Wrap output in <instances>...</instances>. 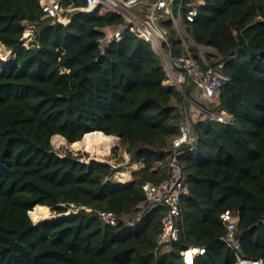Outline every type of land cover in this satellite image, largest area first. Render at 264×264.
Here are the masks:
<instances>
[{"label": "trees", "instance_id": "1", "mask_svg": "<svg viewBox=\"0 0 264 264\" xmlns=\"http://www.w3.org/2000/svg\"><path fill=\"white\" fill-rule=\"evenodd\" d=\"M43 16L39 0H0V46L11 54L0 65V264H181L189 246L205 249L194 264H234L220 241L225 210L238 217L240 253L264 264V0H205L185 26L216 52L208 63L228 80L210 108L231 119L193 123L196 146L179 157L188 187L180 234L166 253L155 250L165 209L140 217L141 186L166 178L187 104L140 39L124 36L100 53L98 29L121 18L77 11L64 26ZM26 25L37 30L27 48ZM91 132L118 138L129 165L143 163L129 184L114 179L123 167L52 148L55 135L72 144ZM36 206L54 217L35 224L28 213Z\"/></svg>", "mask_w": 264, "mask_h": 264}, {"label": "built area", "instance_id": "2", "mask_svg": "<svg viewBox=\"0 0 264 264\" xmlns=\"http://www.w3.org/2000/svg\"><path fill=\"white\" fill-rule=\"evenodd\" d=\"M39 3L44 11L43 18L51 19V24L68 25L71 15L77 11L95 12L99 16L110 13L121 18L122 23L118 26L98 29L101 34L97 41L100 53L103 54L111 43L121 41L124 36L140 39L158 56L171 87L184 88L185 98L193 103L197 115L192 118L186 108L187 117L179 128V135L168 150L166 178L157 184L146 182L141 186L145 199L140 206L142 211L140 217L143 218L148 211L156 207L165 209L160 219L161 230L155 250L160 253L168 252L179 238L180 201L188 193L186 175L179 157L184 149L192 151L196 146L193 123L209 119L218 124L228 125L231 119L226 112L216 113L210 108L217 102L220 89L228 80L217 68L211 67L208 63L207 56H215L216 52L212 48L196 45L185 27L198 17L205 0H85V5L79 8L64 7L62 0H39ZM36 31L34 25H26L21 37L23 47L27 48L33 43ZM173 39L177 41L179 48L174 45ZM204 48L214 52H204ZM188 90L190 95H187ZM115 176L114 179L117 180ZM117 181L121 182L119 179ZM98 217L107 225L116 224V217L110 212H98ZM220 218L226 230L220 241L232 251L234 264H263L260 259H248L240 253L239 241L235 234L238 221L236 214L231 210H225ZM259 223L264 229V218L260 219ZM204 254L203 247L189 246L180 252L181 264H194V260Z\"/></svg>", "mask_w": 264, "mask_h": 264}, {"label": "rangeland", "instance_id": "3", "mask_svg": "<svg viewBox=\"0 0 264 264\" xmlns=\"http://www.w3.org/2000/svg\"><path fill=\"white\" fill-rule=\"evenodd\" d=\"M214 52L211 49H205L204 48V52ZM11 54H8V50H6L3 46H0V59H3V62L0 61V64H3L7 61H9ZM168 83L167 81L165 82V84ZM166 85H170V83L166 84ZM180 94L182 95L184 101H185V107L187 104V110L190 111L191 107H193V103L189 102V100L186 97V95H183L185 92L184 88H176ZM189 98V97H188ZM197 100V99H196ZM195 100V101H196ZM198 103L201 104L198 100ZM197 103V104H198ZM192 117L197 115L193 113L190 114ZM114 141L110 144V146L108 147V149L105 152V155L103 156H95V155H91L89 152L87 151H73L68 145L65 146V144H59V142H52L51 139V145L53 150L56 152L57 155H59L60 157H62L66 152H70L73 156H77L79 158V161L81 162H87L89 160H96L99 162H104V163H108L109 165L113 166V167H123V171L119 172L120 175H118L119 173H116L115 178L119 181H121L120 183H127L128 181L131 180V171L133 170H139L142 166L143 163H134L132 165L130 164L129 161V157L124 153V147L122 145H120L119 143V139L114 137ZM58 140H60L58 138ZM65 142V141H64ZM66 143V142H65ZM111 147V148H110ZM49 216L47 219H45L46 221L52 219L54 217V214L51 213V211L49 210Z\"/></svg>", "mask_w": 264, "mask_h": 264}, {"label": "bare ground", "instance_id": "4", "mask_svg": "<svg viewBox=\"0 0 264 264\" xmlns=\"http://www.w3.org/2000/svg\"><path fill=\"white\" fill-rule=\"evenodd\" d=\"M0 61L3 62V59H0ZM58 138L60 140H58ZM114 139V136H106L101 132H91L84 135L80 141L72 144L65 143L64 139L57 135L52 137V142H59V144H65V146L68 145L73 151L82 150L89 152L91 155L103 156ZM28 215L31 221L36 223L47 219L49 216V211L47 207L36 206L31 212L28 213Z\"/></svg>", "mask_w": 264, "mask_h": 264}, {"label": "crops", "instance_id": "5", "mask_svg": "<svg viewBox=\"0 0 264 264\" xmlns=\"http://www.w3.org/2000/svg\"><path fill=\"white\" fill-rule=\"evenodd\" d=\"M166 81H167V80H166ZM166 84H168V83H166ZM169 86H171V85H169ZM191 96H192V98H194L193 94H192ZM193 113L196 114V109H195L194 107H191V109H190V111H189V114H193ZM194 117H196V115L193 116L192 118H194ZM133 171H137V170H133ZM133 171H131V176H132V172H133ZM131 180H132V178H131ZM131 180L128 181V182H131ZM128 182H127V183H128Z\"/></svg>", "mask_w": 264, "mask_h": 264}, {"label": "water", "instance_id": "6", "mask_svg": "<svg viewBox=\"0 0 264 264\" xmlns=\"http://www.w3.org/2000/svg\"><path fill=\"white\" fill-rule=\"evenodd\" d=\"M184 95H185V93H184ZM92 160H93V159H92ZM126 184H129V182L126 183ZM233 212H235V211H233ZM44 221H46V220H42V221H40V222H36L35 224H39V223H42V222H44Z\"/></svg>", "mask_w": 264, "mask_h": 264}]
</instances>
